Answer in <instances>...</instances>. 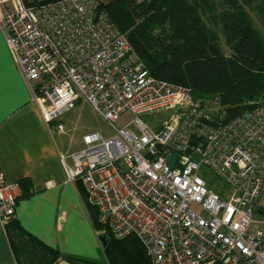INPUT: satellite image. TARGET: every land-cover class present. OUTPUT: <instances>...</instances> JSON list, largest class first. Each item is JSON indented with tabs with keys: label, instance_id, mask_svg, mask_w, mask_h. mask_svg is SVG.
I'll list each match as a JSON object with an SVG mask.
<instances>
[{
	"label": "built area",
	"instance_id": "obj_1",
	"mask_svg": "<svg viewBox=\"0 0 264 264\" xmlns=\"http://www.w3.org/2000/svg\"><path fill=\"white\" fill-rule=\"evenodd\" d=\"M0 4V32L43 120L82 100L112 131H87L60 159L113 237L136 236L150 264H264V222L253 217L264 193V96L228 120L209 111L187 86L149 72L99 0ZM18 193L0 171V218L14 217Z\"/></svg>",
	"mask_w": 264,
	"mask_h": 264
},
{
	"label": "trees",
	"instance_id": "obj_2",
	"mask_svg": "<svg viewBox=\"0 0 264 264\" xmlns=\"http://www.w3.org/2000/svg\"><path fill=\"white\" fill-rule=\"evenodd\" d=\"M47 1L51 0H23L27 6ZM99 2L118 29L127 32L129 43L154 77L187 86L197 102L214 101L226 120L264 96V38L254 20L255 15L264 27V0ZM29 194L25 191L22 197ZM82 195L98 232L104 264H150L138 238L113 237L98 221L97 209L87 203L84 189ZM5 229L17 264H55L60 258L73 264H95L61 255L26 231L15 217Z\"/></svg>",
	"mask_w": 264,
	"mask_h": 264
},
{
	"label": "crops",
	"instance_id": "obj_3",
	"mask_svg": "<svg viewBox=\"0 0 264 264\" xmlns=\"http://www.w3.org/2000/svg\"><path fill=\"white\" fill-rule=\"evenodd\" d=\"M32 98L0 32V171L6 181L21 185L14 217L61 255L104 264L98 232L84 203L83 185L67 179L50 123L43 120ZM25 191L30 194L22 197ZM11 218H0V264H17L5 229ZM55 264L73 263L60 258Z\"/></svg>",
	"mask_w": 264,
	"mask_h": 264
},
{
	"label": "rangeland",
	"instance_id": "obj_4",
	"mask_svg": "<svg viewBox=\"0 0 264 264\" xmlns=\"http://www.w3.org/2000/svg\"><path fill=\"white\" fill-rule=\"evenodd\" d=\"M254 20L255 26L260 30L264 38V27L260 24L258 17L255 15ZM124 33L126 35L127 32ZM221 45L225 53H230V51L226 48L222 37ZM198 104H203L202 106L214 113H218L221 109V107H219L212 100H205L203 102L198 101ZM165 116L166 115H160V118ZM126 118L127 116L122 117L118 121V124H122ZM149 122L154 123L155 120H149ZM50 126L52 128L55 141L57 142V145H59L62 154L65 156H69L71 153L82 147V136L87 131L97 130L103 134H111L112 132L110 127L102 120V118L82 100L75 101L73 106L68 111L51 121ZM200 175L209 185H214V187L219 186L218 178L208 169H201ZM219 192H221V190ZM253 217L264 222V193L259 199V208L253 212Z\"/></svg>",
	"mask_w": 264,
	"mask_h": 264
},
{
	"label": "water",
	"instance_id": "obj_5",
	"mask_svg": "<svg viewBox=\"0 0 264 264\" xmlns=\"http://www.w3.org/2000/svg\"><path fill=\"white\" fill-rule=\"evenodd\" d=\"M174 159H175V156L172 155V156L170 157V161H169L171 166L173 165ZM101 241H103V237L101 238Z\"/></svg>",
	"mask_w": 264,
	"mask_h": 264
}]
</instances>
